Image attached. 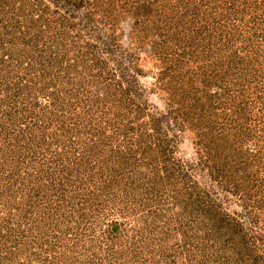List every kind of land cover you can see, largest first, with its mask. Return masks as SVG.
Here are the masks:
<instances>
[{
	"label": "rangeland",
	"instance_id": "374dc122",
	"mask_svg": "<svg viewBox=\"0 0 264 264\" xmlns=\"http://www.w3.org/2000/svg\"><path fill=\"white\" fill-rule=\"evenodd\" d=\"M0 264H264V0H0Z\"/></svg>",
	"mask_w": 264,
	"mask_h": 264
}]
</instances>
